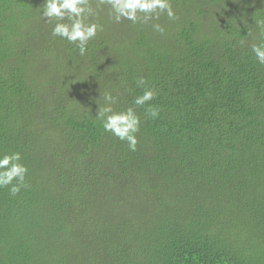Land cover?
<instances>
[{"label":"trees","instance_id":"1","mask_svg":"<svg viewBox=\"0 0 264 264\" xmlns=\"http://www.w3.org/2000/svg\"><path fill=\"white\" fill-rule=\"evenodd\" d=\"M43 2L0 0V153L29 169L0 189V264H264V3L171 0L176 20L133 24L92 0L81 56ZM106 91L141 119L135 152L95 118Z\"/></svg>","mask_w":264,"mask_h":264},{"label":"clouds","instance_id":"2","mask_svg":"<svg viewBox=\"0 0 264 264\" xmlns=\"http://www.w3.org/2000/svg\"><path fill=\"white\" fill-rule=\"evenodd\" d=\"M264 3V0H261ZM97 8L107 5L109 18L115 23L127 20L136 23H147L158 20L161 15H167L169 20H176V12L171 0H96ZM41 17L46 21H55L51 30L53 37L67 40L79 50V55H86L88 42L93 40L98 32L103 31V26L96 22L98 12L92 7V0H44L40 7ZM264 12L258 10L255 12ZM255 14L253 16H255ZM254 24L258 29V42L251 45L257 63L264 65V19H255ZM156 32L163 34L164 28L154 24ZM143 86V93L134 98V105H147L145 114L155 119L159 117V109L151 105L156 95L154 89L148 87L141 77L137 87ZM100 99V97H99ZM98 99V100H99ZM98 105L96 120L100 121L104 132L110 133L121 142L127 144L128 150L135 152L139 143L141 119L133 107L117 111L114 105L117 98L111 92L103 93V105ZM29 169L22 162L20 152L0 153V189L7 188L11 196L18 195L26 189V177Z\"/></svg>","mask_w":264,"mask_h":264}]
</instances>
